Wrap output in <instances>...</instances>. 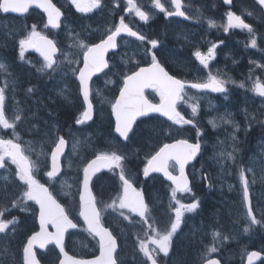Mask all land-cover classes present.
<instances>
[{
    "label": "flooded vegetation",
    "instance_id": "obj_1",
    "mask_svg": "<svg viewBox=\"0 0 264 264\" xmlns=\"http://www.w3.org/2000/svg\"><path fill=\"white\" fill-rule=\"evenodd\" d=\"M51 3L61 12L58 28L48 25L47 14L35 5L21 16L17 13L0 12V63L6 66V71H0V87L5 88L6 116L10 119L17 113L22 116L15 128L20 137L17 142L25 149L31 147V151H26V154L36 162V179L49 188L57 202L70 212V218L77 224L76 228H69L64 233L65 252L74 259L83 260H94L100 255L98 239L88 235L79 215V190L82 189L83 168L87 163L95 159L99 151L113 149L124 157L126 175L133 187L143 195L149 209L145 223L127 209L105 208L106 204H112L118 195H122L119 169H102L93 177L92 193L97 207L102 210L101 223L117 241L114 256H118L119 264H151L140 251L141 242L147 245L150 252L155 250L158 264H183L175 250L178 247L184 249L188 245L186 230L190 229L191 235L197 234L207 223L211 225V220L218 221L221 234L222 221L227 219V224L237 219L235 224L242 231L241 236L243 233L248 235L250 230L258 234L257 229H260L261 232L264 229V113L250 112L251 105L239 94H234L232 84L225 87L226 91L223 93L185 87L184 94L177 101V111L200 127L175 125L160 117L150 116L137 120L129 133L130 138L125 141L115 132V118L111 112V103L119 96L124 75L131 74L132 70H138L139 67H149L153 55L170 75L184 81L186 85L206 81L209 73L220 79L236 80V83L245 86L253 85L257 81L264 84L263 58L262 66L255 59H248L247 62L253 63L250 66L243 62V55L238 56L235 53L236 49L248 44L249 40L239 39L236 32L223 31L222 35L220 2L217 1L214 5L208 0H201L195 4L186 0L182 2V11L188 17L185 19L184 16L165 15L154 6L153 0H134L148 15L146 21L141 20L135 12L127 11V0H101V5L90 12L77 11L71 0H51ZM166 10L175 12V7ZM173 17L185 21L187 28L170 21ZM121 18L132 31L143 35L145 39L141 41L126 33L117 37V47L105 53L108 67L94 73L89 80L92 118L77 124L76 121L82 118L86 105L80 93L79 81L73 74V69L83 67V50L76 45V41H83L89 46L100 43L101 38H106L110 31L115 30ZM209 21L216 26L210 27ZM162 22L168 24L169 29L163 27ZM244 22L249 25V18H244ZM33 28L57 46V53L53 57L58 62V66L54 65L55 71H38L44 60L32 48L26 49L21 58L19 40L26 37ZM225 39H228L230 45L222 47V40ZM153 40L157 41L156 48L150 43ZM262 41L263 36L260 41L263 47ZM213 45H216L215 54L208 59L206 68L195 53L199 51L207 56ZM261 52L264 53L263 50ZM30 88L31 92L28 91ZM97 91L99 96L96 95ZM144 95L152 104L160 103V96L153 88L144 89ZM235 100L240 102L242 112L235 113L234 117L232 113L229 114L233 122H222V125L226 124L222 132L219 130V122L228 116L227 113H222L226 110L222 107L225 108L228 102ZM199 102L202 103L200 110L193 115L190 105L197 107ZM210 121H215L217 127L213 128ZM237 125L239 130L236 129ZM13 131L0 128V138L15 140ZM222 133H229L224 144L227 152L233 150L232 135L235 134L237 138L234 161L221 162L215 157L216 150L221 145ZM60 137L66 143L59 158V171L56 177L49 180L46 172L52 170L51 152ZM178 139H186L192 143L200 140L204 154L186 168L190 191L176 193V199L180 203L190 204L196 201L199 206L194 212L184 214L181 226L173 236L169 255L165 257L149 242L153 235L150 225L161 231L170 228L177 207L172 200L173 186L163 178L161 172L145 176L144 168L160 147ZM76 141H80V144L74 150L73 144ZM241 167L245 169L249 182L252 210L255 218L260 221L258 224H251L240 200V193L243 194V185L239 181ZM249 168L253 171H248ZM170 170L174 175L179 174L176 168ZM15 173L16 166L6 160V167L0 168V210H3L0 219L11 221L15 218L16 223L9 224L5 232L0 233V264H23V247L33 234L40 231L39 205L27 201L26 210L23 211L19 206L12 205L13 199L20 195V189L24 187ZM5 176L8 177L7 180L4 179ZM222 178L229 181L225 184L227 188L235 187L239 194L242 206L235 208L238 210L235 214H230L227 207H222ZM216 187L221 188L215 189ZM212 196L213 208H210L209 198ZM211 212H218V217L212 216ZM121 213L127 215L128 219ZM241 219L243 220L240 223ZM134 221H139V229L132 227ZM245 227L249 229L247 232ZM48 231L54 232L55 229L49 225ZM256 239L257 237L251 239L254 242L245 248L247 256L255 250L264 253V239ZM34 252L40 264H60L63 258L55 243L48 244L44 249L36 248ZM261 263L264 264V260L258 264Z\"/></svg>",
    "mask_w": 264,
    "mask_h": 264
},
{
    "label": "snow or ice",
    "instance_id": "obj_2",
    "mask_svg": "<svg viewBox=\"0 0 264 264\" xmlns=\"http://www.w3.org/2000/svg\"><path fill=\"white\" fill-rule=\"evenodd\" d=\"M77 11L90 12L92 9L101 5V0H71ZM154 6L159 11L164 12L165 15H177L184 16L185 13L181 10V0H172V4L175 6V12L167 11L160 0H153ZM231 0H225V3H230ZM257 3L264 7V0H257ZM127 11L135 12V14L141 20H147L148 15L134 3V0H127ZM42 9L48 17V25L52 28L59 27V21L61 17L60 10L51 3V0H0V12L3 13H18L23 14L29 10L30 7ZM227 26L225 31L229 28H241L247 29L252 32L251 27L246 24L240 16L233 14L231 11L227 12ZM210 27H215L214 22L209 21ZM121 33H126L128 36L136 37V39L143 41L145 37L139 35L137 32L132 31L127 24L124 23L123 18L118 25L115 26L114 31H110V34L106 38H101L100 43H94L91 46L85 44L83 41L77 40L76 45L83 50V67L79 69H73V74L79 81L80 93L83 97L86 109L82 114V118L78 119L77 124L83 123L84 119L92 118L93 104L89 99L90 88L89 80L94 73L101 71L108 67V63L105 60V53L109 49H115L117 47V37ZM153 48H156L157 41H150ZM19 46L21 50V58H23V52L32 48L40 53L43 57L44 64L38 71L44 69L56 70L54 65L58 66V62L53 59L57 53V46L51 39L38 33L35 28L28 33V35L19 40ZM251 46L256 47V39H251ZM216 45L209 48L207 56L202 55L199 51L195 53L197 59L204 67H208V59L214 57V49ZM73 61H69L72 63ZM0 71H6V66L0 63ZM78 72V75L76 74ZM227 81L220 79L216 75L209 73L208 78L204 82H193L187 84L184 81L174 78L166 71L165 67L158 62L155 55L152 56V63L149 67H139L138 70H132L131 74H125L123 78L122 87L119 90V96L115 99L114 103H111V112L115 118V132L119 137L127 141L129 133L133 130V124L137 117L147 116L149 113H159L161 116L166 117L175 125H187L192 124L191 120L185 119L177 110L176 102L184 94L185 87H191L200 91H211L223 93L226 91L225 84ZM240 87H244L241 83ZM7 87V84L5 85ZM153 88L160 96L159 104H152L145 98L144 89ZM256 95L264 97V84L259 81L255 83L251 89ZM29 92L32 89H28ZM100 95L99 91L96 93ZM5 88L0 87V128L13 129V139L0 138V168L6 167V160H9L16 166V178L24 186L20 189V195L15 197L12 201L13 207L19 206L21 210H26V202L33 201L39 205V224L40 231L33 234L27 241V244L23 247V261L24 264H39L37 255L33 251V248L38 246L44 249L48 244L55 243L56 247L60 250V254L64 257L60 261V264H119L118 256H114L117 250V241L113 234L101 223L102 210L97 207L96 198L93 196L90 190V181L92 177L101 169H108L115 171L119 169V180L122 182V195H118L116 200H113L112 204H106L105 208H119L127 209L129 212L138 215L142 220L147 223V215L149 213L148 206L145 203L143 195L138 192L132 185L131 181L126 175V171L123 165L124 157L119 154L118 151L113 149L112 151H99L95 155V159L87 163L83 168V181L82 189L79 190V215L82 217L84 224L87 226V231L99 237L100 255L94 260L74 259L68 256L64 250V233L69 228H76L77 224L70 218V212L63 207L54 198L53 193L44 184L39 182L35 175V169L37 167L36 162L30 159L26 154V151H31V147L25 149L21 146L19 141L20 137L15 132L17 122L22 119V116L17 113L14 118L10 119L5 114ZM191 99V97H190ZM192 107L193 115L197 112V107ZM225 123H231L230 120L225 119ZM213 128L217 127L215 121H210ZM193 126H195L193 124ZM239 130V126H236ZM197 135H200L199 130ZM233 145L232 152L221 150L218 153V157L221 162L225 160H235V153L237 151L235 147V141L237 140L235 134L232 135ZM65 139L60 137L55 144L54 149L51 152L52 170L47 171L46 175L49 180L56 177L59 171V158L64 151ZM80 141H76L73 144V149L76 150ZM201 150V144L190 143L186 139H180L176 143H165L159 148L154 155L147 161V165L144 168V174L147 176L149 172H162L163 175L172 182V200L176 203L175 219L170 222V228L163 231L158 230L153 225V235L149 238V242L155 245V249L159 250L165 257L169 255L171 242L174 234L181 226L182 218L184 214L194 212L198 208V202L194 201L190 204L180 203L176 199L177 192L190 191L188 186V179L185 176V166L192 161ZM43 153H38L42 155ZM174 162V163H172ZM170 168H176L179 171V175H174ZM248 171H253L251 168ZM264 178V177H262ZM8 179L7 176L4 177ZM239 181L243 185V200L247 207V218L251 224H258V221L253 210L249 205V187L248 180L246 179V172L243 167L239 170ZM19 187V186H17ZM231 187V186H230ZM66 195L68 193H65ZM118 201V203H117ZM121 215H124L121 213ZM3 216V210H0V217ZM125 219H128L127 215H124ZM16 219L11 221L0 219V233H4L9 224H15ZM51 225L55 229L54 232L48 231V226ZM249 229L245 227V232ZM218 233H213V237H217ZM7 251V249H5ZM140 251L143 252L151 264H158L155 258L154 251L150 252L147 245L144 242L140 243ZM217 251L215 247H209L207 253ZM256 256V253H252L249 256V264H251L252 257ZM206 264H216L215 261L207 260Z\"/></svg>",
    "mask_w": 264,
    "mask_h": 264
},
{
    "label": "trees",
    "instance_id": "obj_3",
    "mask_svg": "<svg viewBox=\"0 0 264 264\" xmlns=\"http://www.w3.org/2000/svg\"><path fill=\"white\" fill-rule=\"evenodd\" d=\"M251 4H252V2H251ZM253 5V4H252ZM228 200V203L227 202H224V201H222V207H227V210L229 211V213L230 212H233V210L234 209H232V210H230L231 209V207H234V203L231 201V200H229V199H227ZM229 208V209H228ZM212 214V216H216V218L218 217V212H212L211 213ZM212 222V221H211ZM233 225H236L235 223H233ZM217 230H218V228H217ZM225 232H229V233H227V234H230V235H232V233H234L236 230L233 228V226L231 225V224H229V226H227L225 229ZM232 237H234V235H232ZM193 243V241H190L189 242V244L191 245ZM190 245H189V247H190ZM188 248V245H187V247H185L184 249L183 248H181L179 251H178V258H179V261L180 260H183L185 257H186V255L189 253V250L187 249Z\"/></svg>",
    "mask_w": 264,
    "mask_h": 264
},
{
    "label": "water",
    "instance_id": "obj_4",
    "mask_svg": "<svg viewBox=\"0 0 264 264\" xmlns=\"http://www.w3.org/2000/svg\"><path fill=\"white\" fill-rule=\"evenodd\" d=\"M258 6H260L261 8H262V10H263V12H264V7H262L261 5H259L258 3H257V0H253ZM222 2L226 5V6H231V2H232V0H231V2L230 3H225V0H222ZM198 155V154H197ZM196 158V157H195ZM194 158V159H195ZM193 159V160H194ZM191 162V161H190ZM249 206V205H248ZM260 258H261V255L260 254H258V253H256V256H254V257H252V261H251V264H256L259 260H260ZM211 261H215L216 262V264H220V262L219 261H217L216 259H212ZM206 264V263H205ZM247 264H249V260L247 261Z\"/></svg>",
    "mask_w": 264,
    "mask_h": 264
},
{
    "label": "bare ground",
    "instance_id": "obj_5",
    "mask_svg": "<svg viewBox=\"0 0 264 264\" xmlns=\"http://www.w3.org/2000/svg\"><path fill=\"white\" fill-rule=\"evenodd\" d=\"M165 36H166V35H165ZM168 37H169V36H168ZM163 39L165 40L166 38L164 37ZM163 39H162V40H163ZM165 41H166V40H165ZM169 41H170V40H169ZM166 42H168V41H166ZM166 45H167V43H166ZM168 45H169V43H168ZM11 58H12V57H11ZM10 62H11V61H10ZM259 134H260V133H259ZM258 137H259V136H258ZM260 137H261V136H260ZM261 138H262V137H261ZM259 139H260V138H259ZM256 140H258V139H256ZM259 142H260V141H259ZM261 143H262V142H261ZM263 143H264V142H263ZM144 146H145V145H144ZM234 174H235V173H234ZM259 174H260V173H259ZM256 187H257V186H256ZM259 187H260V186H259ZM257 189H258V188H257ZM202 192H203V191H202ZM203 193H204V192H203ZM203 193H202V195H203ZM239 212H240V211H239ZM239 215H240V214H239ZM239 215H238V216H239ZM243 215H244V214H243ZM240 217H241V216H240ZM224 218H225V217H224ZM232 219H233V218H232ZM227 220H229V219H227ZM227 220H226L225 222H227ZM236 220H237V219H236ZM236 220H235L233 223H236ZM239 220H240V219H239ZM242 220H243V219H241L240 223L242 222ZM223 221H224V220H223ZM238 222H239V221H238ZM238 224H239V223H238ZM237 227H238V226H237ZM238 228H239V227H238ZM240 228H241V227H240ZM241 233H242V231H241ZM243 234H244V233H243ZM243 234H242V235H243ZM256 240H257V239H256ZM258 240H259V239H258ZM252 242H254V241H252ZM8 244H9V243H8ZM255 244H256V241H255ZM255 244H254V245H255ZM261 249H262V248H261ZM14 262H15V261H14ZM261 264H262V263H261Z\"/></svg>",
    "mask_w": 264,
    "mask_h": 264
},
{
    "label": "rangeland",
    "instance_id": "obj_6",
    "mask_svg": "<svg viewBox=\"0 0 264 264\" xmlns=\"http://www.w3.org/2000/svg\"><path fill=\"white\" fill-rule=\"evenodd\" d=\"M225 119H226V118L223 117L222 120L219 122V125H218V126H219V129L223 128L226 124H228V123H226V124H223V125H222V122L225 123V122H224ZM222 149L224 150V148L221 146V148H220V150H219L218 153H220V151H221ZM218 153H217V154H218ZM216 157L219 158L218 155H216ZM230 188H232V187H230ZM230 258H231V256H228V259H230Z\"/></svg>",
    "mask_w": 264,
    "mask_h": 264
}]
</instances>
